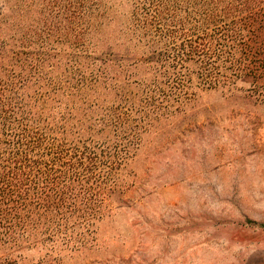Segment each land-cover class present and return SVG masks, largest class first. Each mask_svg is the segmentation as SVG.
I'll list each match as a JSON object with an SVG mask.
<instances>
[{"label": "trees", "instance_id": "1", "mask_svg": "<svg viewBox=\"0 0 264 264\" xmlns=\"http://www.w3.org/2000/svg\"><path fill=\"white\" fill-rule=\"evenodd\" d=\"M0 2V264L97 249L146 138L203 94L264 102V0Z\"/></svg>", "mask_w": 264, "mask_h": 264}, {"label": "rangeland", "instance_id": "2", "mask_svg": "<svg viewBox=\"0 0 264 264\" xmlns=\"http://www.w3.org/2000/svg\"><path fill=\"white\" fill-rule=\"evenodd\" d=\"M251 82L233 99L203 94L146 138L138 189L100 225L98 248L66 264H264V102L243 100Z\"/></svg>", "mask_w": 264, "mask_h": 264}]
</instances>
